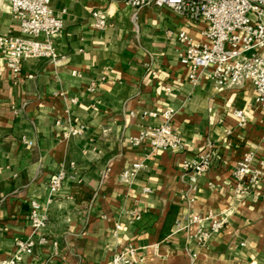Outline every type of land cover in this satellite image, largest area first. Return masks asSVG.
<instances>
[{"label": "crops", "instance_id": "obj_1", "mask_svg": "<svg viewBox=\"0 0 264 264\" xmlns=\"http://www.w3.org/2000/svg\"><path fill=\"white\" fill-rule=\"evenodd\" d=\"M51 8L62 20L57 62L34 58L13 74L0 52V264L28 237L34 249L19 264H108L126 244L139 264H264V171L245 194L231 176L247 151L264 169V120L251 85L191 84L174 36L199 38L200 28L169 8L136 10L124 0H51ZM2 34L19 35V26L0 9ZM166 108L182 150L132 144L159 121L147 113ZM207 151L209 168L193 182L181 162ZM133 164L141 166L122 180ZM59 171L46 226L32 235L29 202L45 203ZM208 213L226 222L200 243L190 235L210 220L189 217Z\"/></svg>", "mask_w": 264, "mask_h": 264}, {"label": "built area", "instance_id": "obj_2", "mask_svg": "<svg viewBox=\"0 0 264 264\" xmlns=\"http://www.w3.org/2000/svg\"><path fill=\"white\" fill-rule=\"evenodd\" d=\"M124 4L136 10L150 6L166 7L184 18L192 26H199V38H193L186 31L175 33L180 46L179 62L187 67L189 82L196 85L201 78L212 82L219 91L226 88H239L245 82L251 85L255 105L261 110L264 120V0H124ZM0 9L7 10L18 21L19 35H0V52L4 66L13 74L20 71L21 64L34 58H47L58 61V53L53 39L62 29V20L54 14L51 0H0ZM95 26L106 24L99 13H93ZM165 35L172 37L171 30ZM155 125L148 126L137 136L130 138L134 145L147 143L151 151H180L183 147L181 136L172 128L173 110L164 109ZM234 115L240 124L244 121L241 111ZM252 152H245L235 163L231 172L235 192L245 194L256 187L263 175L262 163L253 164ZM210 153H199L184 159L181 168L190 173V179L204 174L209 168ZM133 164L123 170L122 180L132 177L140 168ZM64 173L57 172L50 178L47 186V198L44 204L30 200L28 215L31 234H39L48 220V206L56 196ZM148 191L147 188L144 192ZM210 220L208 229L197 228L191 237L204 243L214 232L222 228L225 216L190 215L189 223ZM176 228L180 224L176 222ZM118 228V226H116ZM34 240L28 237L17 240L14 251L1 264H19L23 255L31 254ZM136 248L130 244L120 246L113 253L108 264H139Z\"/></svg>", "mask_w": 264, "mask_h": 264}]
</instances>
